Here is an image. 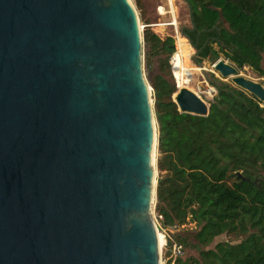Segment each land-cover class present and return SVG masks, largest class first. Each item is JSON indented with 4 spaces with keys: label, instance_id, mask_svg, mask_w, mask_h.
Masks as SVG:
<instances>
[{
    "label": "water",
    "instance_id": "water-1",
    "mask_svg": "<svg viewBox=\"0 0 264 264\" xmlns=\"http://www.w3.org/2000/svg\"><path fill=\"white\" fill-rule=\"evenodd\" d=\"M213 69L264 105L260 83ZM151 96L130 0H0V264H162ZM174 101L208 112L185 87Z\"/></svg>",
    "mask_w": 264,
    "mask_h": 264
},
{
    "label": "trees",
    "instance_id": "trees-1",
    "mask_svg": "<svg viewBox=\"0 0 264 264\" xmlns=\"http://www.w3.org/2000/svg\"><path fill=\"white\" fill-rule=\"evenodd\" d=\"M187 1L196 32L215 26L219 31L202 33L201 39L214 35L220 42L207 44L199 62L208 58L213 63L222 55L236 69L249 67L264 76V0ZM142 41L146 69L152 59L158 66L157 74L149 77L160 173L155 218L160 227L169 228L190 217L196 228L189 244L196 257H180L174 264H264V105L213 78L216 94L207 114L181 112L168 65L173 39H161L146 28ZM225 233L241 239L208 248ZM182 236L176 239L184 248Z\"/></svg>",
    "mask_w": 264,
    "mask_h": 264
},
{
    "label": "rangeland",
    "instance_id": "rangeland-1",
    "mask_svg": "<svg viewBox=\"0 0 264 264\" xmlns=\"http://www.w3.org/2000/svg\"><path fill=\"white\" fill-rule=\"evenodd\" d=\"M130 2L135 8L138 18V25H139L140 37H141L142 72L144 79L149 86H150L149 77H153L155 74H157L158 66H157V62L154 59H152L149 70L146 69V59H145L146 49L142 41V34L146 28L150 29L161 39H164L166 37H171L174 41V52L168 59V65L170 67L171 76L174 85L176 87V92L178 91L179 88L177 87L176 79L173 73V61H174L173 57L174 54L176 53V45H177V40L179 38H181L182 44L188 56L187 66L193 67L195 69L190 74V76H188L190 82L186 86H184L186 89L196 94L204 103H206L207 106H209L213 97L216 94L215 88L210 84V80H212L213 78L238 88L232 83L230 77L222 78L213 69V64L217 59H220L227 64H231L222 55H219V58H217L213 63L208 58L201 61L202 67L205 69V71L209 72L207 77L203 75L200 68L196 67V65L192 63L191 57L194 54V49L188 44L187 40L180 35V29L182 27H190L188 20V10L184 2H182L181 0H172V8H170L167 5L166 0H130ZM159 8L161 10H159ZM146 22H148V24H145ZM212 47L214 49L217 48L215 44H212ZM261 68L262 71L264 72V64L261 65ZM237 72L240 76L249 79L251 81L260 83L264 87V76H260L258 73H256L249 67H243L242 69L239 70L237 69ZM151 93H152V88H151ZM173 97H175V94L173 95ZM152 105H153V100H152ZM157 158H158V154L155 148L154 169H155L156 180L160 175L159 170L157 169ZM154 207H155V203H154ZM153 216H154L155 224L157 226V231L158 233L161 234V238L163 239V242H164L163 236H166L165 239L167 243L171 244L175 240L177 241L176 235H183L182 237H185V241L187 244L183 248L184 251H183V255L181 256V259H184L185 257H196V252L193 249H191L189 246L190 242H192L191 233L196 231L195 224L193 221H191L190 217H187L182 223L176 226L164 228V227H160L159 223H157L154 209H153ZM240 239L241 238L237 236L225 233L216 237L213 240V242L208 246V248L212 249L214 245L217 243L227 242L230 244H236L239 242ZM162 244L160 246V255H161V263L164 264L168 259L166 256L167 252L166 250H164L165 248L164 243ZM169 260L172 261L171 259Z\"/></svg>",
    "mask_w": 264,
    "mask_h": 264
},
{
    "label": "bare ground",
    "instance_id": "bare-ground-1",
    "mask_svg": "<svg viewBox=\"0 0 264 264\" xmlns=\"http://www.w3.org/2000/svg\"><path fill=\"white\" fill-rule=\"evenodd\" d=\"M159 10H161L159 8ZM187 53L182 44L181 38L177 40L176 53L174 54L173 61V73L176 79L177 87L181 88L186 86L190 80L189 75L195 70L193 67L187 66ZM158 236V246L160 247L163 242L161 234L157 233ZM163 246V244H162Z\"/></svg>",
    "mask_w": 264,
    "mask_h": 264
},
{
    "label": "built area",
    "instance_id": "built-area-1",
    "mask_svg": "<svg viewBox=\"0 0 264 264\" xmlns=\"http://www.w3.org/2000/svg\"><path fill=\"white\" fill-rule=\"evenodd\" d=\"M167 1V5L172 8V0H166ZM173 24V23H171ZM164 237V241H166L165 237ZM164 250H166L167 252V259H171V264H174V262L176 261L177 258H180L183 255V247L182 245L178 242V241H174L171 244L167 243L166 241V245L164 244Z\"/></svg>",
    "mask_w": 264,
    "mask_h": 264
},
{
    "label": "flooded vegetation",
    "instance_id": "flooded-vegetation-1",
    "mask_svg": "<svg viewBox=\"0 0 264 264\" xmlns=\"http://www.w3.org/2000/svg\"><path fill=\"white\" fill-rule=\"evenodd\" d=\"M187 35H188V37H189L190 39H191L190 35H193V36H194V39H193V40L191 39V41H192L193 43H196V42H197V46H196V48L194 49V53H196V54H195V58H196V59L199 58L201 52H203V50H204V48L206 47V45H207V44H210L211 41H216L215 38H217V37H215L214 35H209V36H206V37H204V38L201 39V35H202V34H200V35L197 36L196 31H195V32H187ZM201 41H202V45L199 46V43H200Z\"/></svg>",
    "mask_w": 264,
    "mask_h": 264
}]
</instances>
